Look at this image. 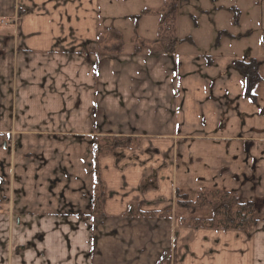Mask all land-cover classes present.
I'll use <instances>...</instances> for the list:
<instances>
[{"label":"crops","instance_id":"1","mask_svg":"<svg viewBox=\"0 0 264 264\" xmlns=\"http://www.w3.org/2000/svg\"><path fill=\"white\" fill-rule=\"evenodd\" d=\"M125 1L0 0V264H264L260 208L249 232L169 219L177 191L264 197V82L253 103L233 68L264 80V22L258 55H152ZM110 30L120 53L98 47ZM97 137L133 145L100 157L96 210Z\"/></svg>","mask_w":264,"mask_h":264},{"label":"rangeland","instance_id":"2","mask_svg":"<svg viewBox=\"0 0 264 264\" xmlns=\"http://www.w3.org/2000/svg\"><path fill=\"white\" fill-rule=\"evenodd\" d=\"M167 3L169 4V0H127V2L125 1L124 5L121 6L120 9L122 11L133 15L134 18H139L138 22L132 18L136 28L133 29L134 33H131V35L135 37V39L138 37V23L144 16L147 17L142 21L141 32H143L144 27H146L148 31L152 29L150 31H152V35H154L155 27L157 26L159 32V35H157L158 42L153 45L140 40L141 42L135 43L136 50L150 48L152 45L151 48H153V50L161 52L167 49V44H169V40L172 38L177 41L178 54L182 55L193 52L194 54L200 53L217 56L222 53L226 58H240L242 56L258 55L261 53L258 49L264 22V0H178L179 5L174 27L175 34L173 28L172 31L169 32V29L167 30V28L162 25L164 20L165 24L167 26L169 25V18H167V12L164 10L168 5ZM120 5L119 3L117 4V6ZM164 17L165 19L163 20L162 18ZM129 23V21L126 24L122 23V27H125L126 30L128 28L127 24L129 25ZM126 31L125 33H129L128 30ZM253 31L255 34L252 37H247L250 36ZM221 32H227L235 36L244 35L243 37L245 38L242 39L240 37L241 39H237L236 41H231L229 39H224L222 41L220 37ZM118 36H120L118 32L114 30L108 31L104 34L101 45H98V47L102 48L103 46L104 49L102 50L105 52L115 53L119 49L121 52L123 49V38L121 41ZM132 37L126 35L127 45H131ZM187 39L194 41L196 43V48L186 43ZM142 43H144V45H142ZM94 184V197L96 195L99 197L101 195V189L103 193L102 183L100 187L94 180ZM178 193L180 196L185 197L184 203L188 202L191 206H195L194 204L198 202V195L202 192L199 194L194 192L191 195H184L177 191L173 200L169 201L172 203L169 204V219L178 218L180 219L181 225L189 227H193L197 219L201 220V223H206L213 219L214 215L209 204L214 202V199L209 196L208 193H204L207 196L204 199L205 203H202L200 206L196 205V207L199 208L195 213L182 208L178 204ZM257 205L264 213V197L257 199ZM167 213L168 212L163 213L166 215L165 217H168ZM158 215L160 216V214ZM261 228H263V226H261Z\"/></svg>","mask_w":264,"mask_h":264},{"label":"trees","instance_id":"3","mask_svg":"<svg viewBox=\"0 0 264 264\" xmlns=\"http://www.w3.org/2000/svg\"><path fill=\"white\" fill-rule=\"evenodd\" d=\"M168 4V3H167ZM178 0H169V4L165 7V11L167 12V18H169V25L165 24V17L162 18L163 22L162 25L169 29V32L174 31L175 34V19L178 11ZM165 15V13H164ZM137 22L139 21L138 17L134 18ZM171 21V22H170ZM173 24V25H172ZM120 35V34H119ZM119 39L122 41V36H118ZM140 40H137L139 42ZM123 42V41H122ZM136 42V43H137ZM141 42V41H140ZM187 43L192 44L191 39L186 40ZM138 45V44H137ZM144 45V43H142ZM149 50L152 55L164 53L168 55H174L177 49V41L174 39L169 40V44H167V49H164L161 52H156L151 48ZM139 51V50H138ZM116 52L120 53V49ZM260 67L261 63L255 59L249 60H238L235 61L233 64V68L241 73L246 81V88H245V97L249 99L253 103H257L258 97L255 93V89L257 85L264 82L260 74ZM133 145V140L129 138H95L94 140V153H95V181L101 187V181L99 176V159L100 157L114 153L118 149H126L130 148ZM101 195L98 197L97 195L94 197V206L96 210L100 207V199L102 196V189ZM204 193H208L214 199V202L209 204L212 212H213V219L209 220L208 222L201 223V220H195V228H210V229H221V230H235V231H244L249 232L252 229L256 228L260 221L257 218V214L259 211V207L254 202H247L242 203L240 199L232 195L230 193H223L218 191H204L198 195V202L194 204L195 206H191L190 203L185 202V197L180 196L177 194L178 204L187 210H190L192 213L198 211L199 207L204 204V199L207 197ZM196 207V208H195ZM134 212L133 209L130 210L129 215H132Z\"/></svg>","mask_w":264,"mask_h":264},{"label":"built area","instance_id":"4","mask_svg":"<svg viewBox=\"0 0 264 264\" xmlns=\"http://www.w3.org/2000/svg\"><path fill=\"white\" fill-rule=\"evenodd\" d=\"M0 137H4V135H0Z\"/></svg>","mask_w":264,"mask_h":264}]
</instances>
